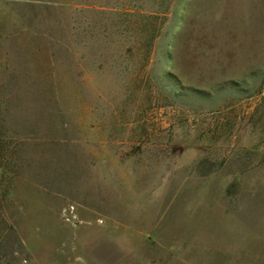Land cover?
Masks as SVG:
<instances>
[{
    "label": "rangeland",
    "instance_id": "rangeland-1",
    "mask_svg": "<svg viewBox=\"0 0 264 264\" xmlns=\"http://www.w3.org/2000/svg\"><path fill=\"white\" fill-rule=\"evenodd\" d=\"M0 264H264V0H0Z\"/></svg>",
    "mask_w": 264,
    "mask_h": 264
}]
</instances>
